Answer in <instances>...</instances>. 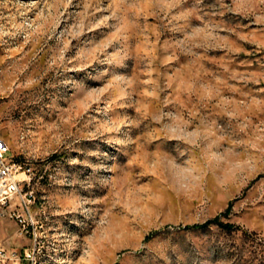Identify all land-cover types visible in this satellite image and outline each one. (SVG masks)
<instances>
[{
	"label": "rangeland",
	"instance_id": "rangeland-1",
	"mask_svg": "<svg viewBox=\"0 0 264 264\" xmlns=\"http://www.w3.org/2000/svg\"><path fill=\"white\" fill-rule=\"evenodd\" d=\"M0 137L32 264H264V0H0Z\"/></svg>",
	"mask_w": 264,
	"mask_h": 264
},
{
	"label": "built area",
	"instance_id": "built-area-1",
	"mask_svg": "<svg viewBox=\"0 0 264 264\" xmlns=\"http://www.w3.org/2000/svg\"><path fill=\"white\" fill-rule=\"evenodd\" d=\"M9 151L0 137V207L16 204L18 212L9 213L18 225L19 234L27 236L29 243L20 248H5L0 246V264H32L39 245H33V237L39 233V222L33 215L35 192L30 186L32 173L30 168L13 158L5 157ZM22 175V177H18Z\"/></svg>",
	"mask_w": 264,
	"mask_h": 264
},
{
	"label": "trees",
	"instance_id": "trees-1",
	"mask_svg": "<svg viewBox=\"0 0 264 264\" xmlns=\"http://www.w3.org/2000/svg\"><path fill=\"white\" fill-rule=\"evenodd\" d=\"M13 160H14V158H13ZM208 222H214L215 224L221 226L225 230H232V229H236L237 228L235 225H232L230 223H221L220 221L217 220L216 217L214 219H212V220H209Z\"/></svg>",
	"mask_w": 264,
	"mask_h": 264
},
{
	"label": "bare ground",
	"instance_id": "bare-ground-1",
	"mask_svg": "<svg viewBox=\"0 0 264 264\" xmlns=\"http://www.w3.org/2000/svg\"><path fill=\"white\" fill-rule=\"evenodd\" d=\"M3 143H4V146H5V147H8L7 143H6L4 140H3ZM35 236H36V234L34 235V237H35ZM34 259H35V258H34ZM34 259H33V261H35Z\"/></svg>",
	"mask_w": 264,
	"mask_h": 264
}]
</instances>
